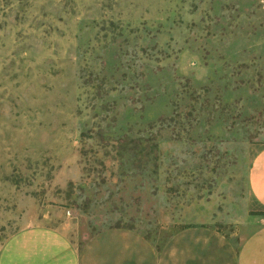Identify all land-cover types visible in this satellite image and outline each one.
I'll return each instance as SVG.
<instances>
[{
  "label": "rangeland",
  "instance_id": "374dc122",
  "mask_svg": "<svg viewBox=\"0 0 264 264\" xmlns=\"http://www.w3.org/2000/svg\"><path fill=\"white\" fill-rule=\"evenodd\" d=\"M263 145L264 0H0V253L236 264Z\"/></svg>",
  "mask_w": 264,
  "mask_h": 264
},
{
  "label": "crops",
  "instance_id": "0c3cea01",
  "mask_svg": "<svg viewBox=\"0 0 264 264\" xmlns=\"http://www.w3.org/2000/svg\"><path fill=\"white\" fill-rule=\"evenodd\" d=\"M249 191L264 210V145L248 171ZM0 264H80L77 248L59 229L31 225L12 235L0 253ZM236 264H264V219L240 245Z\"/></svg>",
  "mask_w": 264,
  "mask_h": 264
}]
</instances>
